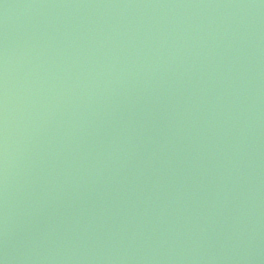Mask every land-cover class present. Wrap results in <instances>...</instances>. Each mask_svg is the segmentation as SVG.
<instances>
[{
    "label": "water",
    "instance_id": "water-1",
    "mask_svg": "<svg viewBox=\"0 0 264 264\" xmlns=\"http://www.w3.org/2000/svg\"><path fill=\"white\" fill-rule=\"evenodd\" d=\"M0 264H264V0H0Z\"/></svg>",
    "mask_w": 264,
    "mask_h": 264
}]
</instances>
